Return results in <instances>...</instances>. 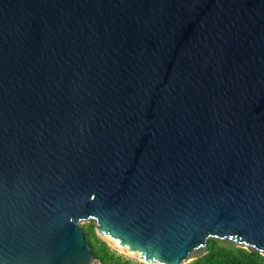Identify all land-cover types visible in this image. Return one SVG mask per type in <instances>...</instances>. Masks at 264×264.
<instances>
[{"label":"water","instance_id":"water-1","mask_svg":"<svg viewBox=\"0 0 264 264\" xmlns=\"http://www.w3.org/2000/svg\"><path fill=\"white\" fill-rule=\"evenodd\" d=\"M89 223L264 256V0H0V264H94Z\"/></svg>","mask_w":264,"mask_h":264},{"label":"trees","instance_id":"trees-1","mask_svg":"<svg viewBox=\"0 0 264 264\" xmlns=\"http://www.w3.org/2000/svg\"><path fill=\"white\" fill-rule=\"evenodd\" d=\"M87 240L93 247V252L101 264H145L133 263L118 256L109 244L97 236L95 224L82 226ZM208 254L189 264H264V256L259 252H251L238 248L231 243L211 239L208 243Z\"/></svg>","mask_w":264,"mask_h":264},{"label":"rangeland","instance_id":"rangeland-1","mask_svg":"<svg viewBox=\"0 0 264 264\" xmlns=\"http://www.w3.org/2000/svg\"><path fill=\"white\" fill-rule=\"evenodd\" d=\"M113 250H115V249H113ZM115 251H116V253H117L118 256L124 257L125 260H129V261H131L133 263H145L144 261H142L140 259H137V258H134V257H131V256L125 254V253H122V252L117 251V250H115Z\"/></svg>","mask_w":264,"mask_h":264},{"label":"built area","instance_id":"built-area-1","mask_svg":"<svg viewBox=\"0 0 264 264\" xmlns=\"http://www.w3.org/2000/svg\"><path fill=\"white\" fill-rule=\"evenodd\" d=\"M94 264H101V262L96 259V261L94 262Z\"/></svg>","mask_w":264,"mask_h":264},{"label":"snow or ice","instance_id":"snow-or-ice-1","mask_svg":"<svg viewBox=\"0 0 264 264\" xmlns=\"http://www.w3.org/2000/svg\"><path fill=\"white\" fill-rule=\"evenodd\" d=\"M241 246H246V244H242ZM254 247V246H253Z\"/></svg>","mask_w":264,"mask_h":264},{"label":"bare ground","instance_id":"bare-ground-1","mask_svg":"<svg viewBox=\"0 0 264 264\" xmlns=\"http://www.w3.org/2000/svg\"><path fill=\"white\" fill-rule=\"evenodd\" d=\"M143 261V260H142ZM144 262H146V261H144ZM146 263H148V262H146ZM149 264H151V263H149Z\"/></svg>","mask_w":264,"mask_h":264}]
</instances>
